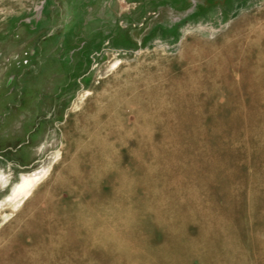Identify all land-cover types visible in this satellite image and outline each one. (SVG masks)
I'll return each instance as SVG.
<instances>
[{"label":"rangeland","instance_id":"obj_1","mask_svg":"<svg viewBox=\"0 0 264 264\" xmlns=\"http://www.w3.org/2000/svg\"><path fill=\"white\" fill-rule=\"evenodd\" d=\"M0 264H264V0H0Z\"/></svg>","mask_w":264,"mask_h":264},{"label":"bare ground","instance_id":"obj_2","mask_svg":"<svg viewBox=\"0 0 264 264\" xmlns=\"http://www.w3.org/2000/svg\"><path fill=\"white\" fill-rule=\"evenodd\" d=\"M34 180L33 179H27V180H25V182L20 186V193L19 194H23L24 196H27L28 195V193L30 192V186H31V184H32V182H33Z\"/></svg>","mask_w":264,"mask_h":264}]
</instances>
